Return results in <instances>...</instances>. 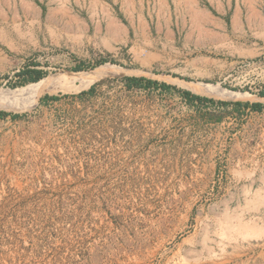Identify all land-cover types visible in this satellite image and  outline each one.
<instances>
[{
  "label": "rangeland",
  "instance_id": "1",
  "mask_svg": "<svg viewBox=\"0 0 264 264\" xmlns=\"http://www.w3.org/2000/svg\"><path fill=\"white\" fill-rule=\"evenodd\" d=\"M103 1L133 26L126 8ZM255 1L233 10L226 0H140L143 24L114 56L94 50L84 14L68 33L0 9V87L30 83L17 75L26 67L44 71L37 81L104 63L133 70L0 109L18 115L0 118V264H264V107L235 104H264ZM159 17L173 20L167 35L156 34ZM124 76L170 87L126 89ZM165 77L246 96H206Z\"/></svg>",
  "mask_w": 264,
  "mask_h": 264
},
{
  "label": "crops",
  "instance_id": "2",
  "mask_svg": "<svg viewBox=\"0 0 264 264\" xmlns=\"http://www.w3.org/2000/svg\"><path fill=\"white\" fill-rule=\"evenodd\" d=\"M242 1L243 0H240V2L239 0H226L227 4H221L220 6L222 8H232L233 10L237 8L253 9L258 6L255 0H248V4H242ZM113 2L114 4L119 3V8L123 7L128 10V17L131 18L133 26H126L120 21L116 15H114L113 8H110V5L103 0H0V9H21L24 12V19H26L27 22L33 19L31 21L32 23L45 22L46 24H53L54 26L69 25V28L66 29L68 33L73 32L71 25H76L78 22L82 23L79 14H84L85 23H87L88 32H90L88 40L92 42L94 50L98 53L106 52L114 56L119 53L122 47L127 46V43L131 40L130 31L135 34L134 29L137 28L135 26L137 24L141 25L143 22L141 20V13L136 11V7L140 9V0H113ZM152 2L155 6L157 2L163 3L165 0H152ZM205 18V20L199 19L198 23L209 24L211 22L218 23V21H220V18L214 16ZM67 22L69 23L67 24ZM172 25L173 20L171 17H159L154 21L155 31L158 35H167V33H170ZM116 31L120 32V34ZM73 48V46L70 47L68 53L71 52Z\"/></svg>",
  "mask_w": 264,
  "mask_h": 264
},
{
  "label": "bare ground",
  "instance_id": "3",
  "mask_svg": "<svg viewBox=\"0 0 264 264\" xmlns=\"http://www.w3.org/2000/svg\"><path fill=\"white\" fill-rule=\"evenodd\" d=\"M191 9H194V8H191ZM198 18L196 17L195 19L199 20L200 18L199 19ZM202 19L205 20L206 18L204 17V18H201V20ZM69 22H67V24ZM118 33L120 34V32ZM131 72H133V70L126 69V68H123L115 64L104 63L88 71L67 72L60 78H49V79L39 80L36 82H30L25 85L14 87V88L0 87V109L19 110L22 108L23 103H25V101L30 96H33L35 94H44V93L54 94L57 92H66L69 89L74 88V87L78 89L81 86H87L89 84H92L93 82L97 81L98 79L102 77L113 76L118 73H131ZM165 78L168 80H174L179 85L185 88H189L196 93L203 94L206 96L217 97L221 99H230V100L242 99L246 96L244 92L224 89L218 85H207L206 87H203L197 84L194 85V84L188 83L185 80H179L175 78L172 79L170 77H165Z\"/></svg>",
  "mask_w": 264,
  "mask_h": 264
},
{
  "label": "trees",
  "instance_id": "4",
  "mask_svg": "<svg viewBox=\"0 0 264 264\" xmlns=\"http://www.w3.org/2000/svg\"><path fill=\"white\" fill-rule=\"evenodd\" d=\"M105 61L106 60H100L96 64L98 65V64L104 63ZM80 69H82L81 66H76L74 68V70H80ZM25 74L28 75V81L29 82H36L38 79L43 77L44 71L42 69H38L36 67H34V68L26 67V68H24V69H22V70L17 72L18 76H23ZM121 79L123 80L124 86L127 89H130L132 87L142 86V85L145 86V87H149V86L157 87V86H159V87H161L163 89L170 87L166 83L157 82L155 80H151V79L144 78V77L124 76ZM141 81H143V83ZM23 84L24 83H22L21 85H23ZM93 90H94V85L90 86V88L88 89L87 93L91 94L93 92ZM182 94L185 97L188 98V101H193V100L212 101L210 98L201 97L199 95L192 94V93H190L187 90H184L182 92ZM259 94L260 95H264V91H260ZM79 96H81V93L79 94ZM56 99H58V97L55 96V95H46V96H43L42 98H40V101H43V100H56ZM219 103L221 105H227L228 104V102L221 101V100L219 101ZM235 104L236 105H244L245 107H250V108L255 109V110H260V109H262V107H264V104H262L260 102H254V103L244 102L242 104L240 102H235ZM5 115H10L11 118H15V117L18 116L17 114L0 111V118H3ZM206 115L208 116V119H209L210 114H206Z\"/></svg>",
  "mask_w": 264,
  "mask_h": 264
},
{
  "label": "built area",
  "instance_id": "5",
  "mask_svg": "<svg viewBox=\"0 0 264 264\" xmlns=\"http://www.w3.org/2000/svg\"><path fill=\"white\" fill-rule=\"evenodd\" d=\"M125 87V86H124ZM159 89L161 88V87H159V86H157ZM126 88V87H125ZM132 88H134V87H132ZM132 88H130V89H132ZM148 88V87H147ZM127 89V88H126ZM164 90V89H163Z\"/></svg>",
  "mask_w": 264,
  "mask_h": 264
}]
</instances>
